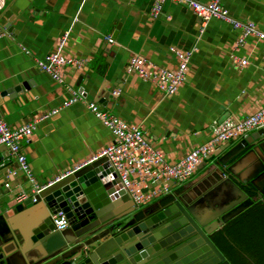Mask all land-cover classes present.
Masks as SVG:
<instances>
[{
    "label": "crops",
    "instance_id": "obj_1",
    "mask_svg": "<svg viewBox=\"0 0 264 264\" xmlns=\"http://www.w3.org/2000/svg\"><path fill=\"white\" fill-rule=\"evenodd\" d=\"M43 1L35 7L29 0H0V119L16 129L59 110L38 123L32 140L22 144L40 185L86 165L114 142L86 103L63 107L72 89L83 88L88 102L107 96L111 88L119 91L120 97L110 99L105 109L141 128L170 163L210 142L214 122L244 119L264 107V42L250 36L239 44L241 32L222 20H204L174 1L165 2L156 18L155 0ZM223 5L233 18L254 22L264 32V0H223ZM65 35L63 53L85 64L81 69L66 67L63 79L56 81L37 60L56 52ZM171 48L191 53L186 82L177 94L169 96L128 73L134 56L176 70L178 59ZM232 56L248 64L240 66ZM5 155L1 164H18L9 150ZM242 169L239 173L248 178ZM17 171L13 167L9 172L12 185L19 182L13 178ZM23 192L28 198L35 195L27 184L0 195V217L25 201H19Z\"/></svg>",
    "mask_w": 264,
    "mask_h": 264
},
{
    "label": "water",
    "instance_id": "obj_2",
    "mask_svg": "<svg viewBox=\"0 0 264 264\" xmlns=\"http://www.w3.org/2000/svg\"><path fill=\"white\" fill-rule=\"evenodd\" d=\"M29 2L35 7L42 5L41 0ZM46 2L44 0L43 4ZM7 28L9 33L13 32ZM90 80L91 74L85 85ZM114 90L111 88L107 96L97 98L95 102L107 107L108 101L114 98ZM262 136L264 128L242 138L234 147H231L232 143L226 144L220 153H214L208 161L200 164L197 179L202 181L198 184L200 191L194 190L195 195L191 192L183 194L191 183L169 182L170 192L173 193L166 194L165 200L173 198L175 203L155 217L149 216L162 200L149 206L135 205L108 157L87 162L0 217L4 218L3 225H0V264H142L146 257L154 259L160 255L156 241L161 239L159 234L163 236L165 233H160L158 229L162 222L168 220L181 224L180 227L175 224L170 229L184 228L187 233L195 229L208 236L218 228L213 229L212 225L215 226L220 217L222 220L228 209L236 208L247 200V194L235 179L242 184L251 179L248 156L246 154L235 163L233 160L245 146ZM1 146L4 149L0 148V175L4 179L0 182V195H7L16 187L28 183L19 164L11 161L1 164L8 151L7 146ZM240 166L246 169L250 175L248 178L239 175ZM13 167L18 168L13 178L19 181L14 185L9 179ZM256 182L253 181V185L259 188ZM207 190L210 192L207 193ZM259 190L263 195L264 189ZM201 193L205 195L198 198ZM60 212L69 219V227L63 231L57 230L54 224V216ZM205 249L224 261L209 239Z\"/></svg>",
    "mask_w": 264,
    "mask_h": 264
},
{
    "label": "built area",
    "instance_id": "obj_3",
    "mask_svg": "<svg viewBox=\"0 0 264 264\" xmlns=\"http://www.w3.org/2000/svg\"><path fill=\"white\" fill-rule=\"evenodd\" d=\"M167 1L188 5L204 20L214 18L230 24L234 29L241 32L239 44H243L246 38L250 36H255L264 42V32L260 30L257 24L233 18L223 5V0H210L208 3H202L198 0H155L152 9L154 18L159 16L164 3ZM67 40L68 36L65 35L60 40L56 52L37 60L38 67L56 81L63 79V71L66 67L81 69L85 64L84 60L63 53ZM108 41L112 43L113 40L108 38ZM171 51L178 59L176 70L159 66L144 57L134 56L127 66V71L137 74L142 80L153 84L163 93L173 96L186 82L191 53L177 48H171ZM232 59L240 66L248 64L247 60H242L236 56H232ZM70 94L71 97L64 103L63 107L66 108L79 102L86 103L88 109L113 135L114 142L94 160L99 157H108L124 189L131 196L135 205L138 206L149 204L168 193L170 191L169 182L171 181L178 184L190 181L204 158L213 154L221 144L242 139L248 134L264 128V107L244 119L230 118L220 122L216 121L213 124V139L210 142L195 147L178 162L170 163L162 152L153 148L141 128L129 125L97 102H88L83 90L72 89ZM113 96L120 97V92L114 91ZM58 112L59 110L56 109L47 114H42L35 118L32 123L16 129L10 128L0 119V146H7L11 156L19 164V169L26 176L33 194L40 193L84 166H79L47 184L40 185L36 180L31 165L23 152L22 144L32 140L38 123L55 116ZM6 186L9 187L8 184ZM27 198V194L23 192L19 201L22 202ZM54 224L57 230L63 231L69 227V219L63 212H60L54 216Z\"/></svg>",
    "mask_w": 264,
    "mask_h": 264
},
{
    "label": "flooded vegetation",
    "instance_id": "obj_4",
    "mask_svg": "<svg viewBox=\"0 0 264 264\" xmlns=\"http://www.w3.org/2000/svg\"><path fill=\"white\" fill-rule=\"evenodd\" d=\"M240 141L230 142L232 143L231 147ZM253 143L245 146L233 160L235 163L246 154L248 156L249 169L253 177L251 175V179L246 184L235 179L236 184L247 194V200L237 205L236 208L228 209L223 215V219L221 220L220 217L218 223L215 226L212 225L213 229L218 228L208 236H204L195 229L192 233H187L184 228L170 229L175 224L180 227L179 221L162 222L158 230L165 234L163 236L159 234L161 239L156 241L160 255L154 259L146 257L142 264H264V224L262 223L264 222V194L260 195L259 190V188L264 189V136ZM239 175H243V172ZM198 176L199 173L188 181L191 185L183 194L191 192L195 195V189L200 191L198 184L202 180L197 179ZM232 178L234 177L232 176ZM253 181H257L256 184L260 187L253 185ZM206 192L210 191L207 190ZM168 193L173 192L169 191ZM166 194L151 202L154 204L162 200L161 204L157 206L158 208L152 210L149 217L162 214L167 207L175 203L173 198L165 200ZM204 195L205 193H201L198 198ZM151 204L149 203L147 206ZM207 239L216 246V249L224 257V261L215 256L214 252L205 249ZM145 255L147 254L145 253Z\"/></svg>",
    "mask_w": 264,
    "mask_h": 264
},
{
    "label": "trees",
    "instance_id": "obj_5",
    "mask_svg": "<svg viewBox=\"0 0 264 264\" xmlns=\"http://www.w3.org/2000/svg\"><path fill=\"white\" fill-rule=\"evenodd\" d=\"M264 224V222H262ZM264 234V233H263ZM259 236V235H258Z\"/></svg>",
    "mask_w": 264,
    "mask_h": 264
}]
</instances>
